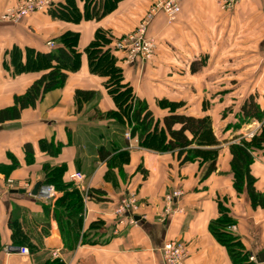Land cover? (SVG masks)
Returning a JSON list of instances; mask_svg holds the SVG:
<instances>
[{
  "label": "crops",
  "instance_id": "1",
  "mask_svg": "<svg viewBox=\"0 0 264 264\" xmlns=\"http://www.w3.org/2000/svg\"><path fill=\"white\" fill-rule=\"evenodd\" d=\"M17 1L0 0V13ZM219 1L181 0V12L171 24L158 13L149 26V33L157 36V50L148 62H131L125 52H115L125 82L157 118L170 113L171 102L178 103L177 112L210 117L218 143L202 148L218 149L219 155L217 170L208 177H203L205 164L200 161L181 164L177 153L145 147L132 133L126 137L129 130L123 132V124L105 115L116 109L107 77L89 64L86 48L98 29L125 36L154 0H121L100 20L75 23L35 13L19 24L0 21V109L12 106L15 96L46 72L16 73L12 51L21 50L25 61L27 48L48 51L58 44L56 38L74 31L81 52L80 67L69 71L63 88L23 109L20 118L0 124V164L15 157L21 163L9 174L0 170V264H42L52 258L65 264H165L159 249L173 239L187 246L186 264H264V206H253L248 192L235 188L229 148L262 125L251 120L234 129L229 122L252 96L264 108V0H238L229 11H221ZM77 3L84 12L85 2ZM78 90L91 92L80 107ZM44 139H52L54 146L61 143L59 152L41 148ZM25 144L34 146L30 163L25 161ZM254 155L251 174L256 190L264 193V147ZM45 165H64L69 174L81 171L88 188L102 191L85 201L83 230L94 221L104 222L95 235L98 243L79 242L73 249L65 244L60 221L44 209L53 208L60 193L55 200L32 195L37 181L44 184ZM175 189L183 194L173 203L174 214L167 215L166 195ZM130 191L139 203L136 221L115 213ZM221 208L235 220L236 230H227L245 252L238 263L210 227L222 215ZM11 218L22 223V236L38 247L36 252L22 255L17 250L21 245L13 244Z\"/></svg>",
  "mask_w": 264,
  "mask_h": 264
},
{
  "label": "trees",
  "instance_id": "2",
  "mask_svg": "<svg viewBox=\"0 0 264 264\" xmlns=\"http://www.w3.org/2000/svg\"><path fill=\"white\" fill-rule=\"evenodd\" d=\"M85 2V10L81 11L77 0H63L53 2L44 13L52 14L54 18L78 23L84 18L100 20L116 8L121 0H82ZM122 37H115L109 30L98 29L95 38L86 48L89 64L94 72L106 76V87L113 97L116 109L107 112L105 115L115 118L123 124V132L128 124H133L132 135L138 137L141 145L158 150L177 153L181 164L200 161L205 164L203 177H208L217 170L218 149H204L202 146H212L218 143L213 135V125L208 116H194L188 113L176 111L178 103H168L171 107L170 113L157 118L146 100L136 96L134 87L125 82L123 69L117 64L115 52L118 50L117 42ZM58 44L48 51H36L26 49L25 61H22L23 52L12 51L11 58L16 64L15 72H28L45 70L40 78L36 80L22 95H16L12 106L0 109V124L18 119L21 111L28 107H35L49 91L63 88L69 77V71H75L81 64V52L78 50L79 33L67 31L56 38ZM17 60L19 63L17 64ZM193 71L195 69L193 68ZM91 92L77 91L78 104L82 98L88 97ZM167 104V103H166ZM81 104L79 105V107ZM251 120H258L262 123L261 132L252 138H240L229 145L232 153V169L234 173V186L239 193L247 191L252 199L253 206H264V193L255 188V177L251 174V164L255 160L254 153L264 147V108L252 96L240 108L239 113L231 122L230 128H239L243 123ZM54 141L44 139L40 142L43 149L57 154L62 147L59 143L54 146ZM194 144L197 147H192ZM26 163L33 161L35 154L32 144H25ZM123 154V152H122ZM15 157L8 164H0V170L9 174L20 165ZM44 184H54L60 191L53 208L45 205V211L61 223V234L65 244L72 249L79 242L96 244L99 239L95 235L100 232L104 222L94 221L88 229L84 228V216L86 211L85 196L83 192L70 179L66 166L44 167ZM99 189L89 188L88 198L98 197ZM222 215L212 221L211 230L217 238L224 243L236 263L240 262L245 252L242 251V244L238 237L227 230L234 224L235 220L228 215L227 209L221 208ZM10 227L13 232V244L28 246L31 253L37 251L38 247L22 236V223L18 219L10 220ZM26 244V245H24ZM2 244L0 241V250ZM42 264H65L60 258L48 259ZM239 264V263H238Z\"/></svg>",
  "mask_w": 264,
  "mask_h": 264
},
{
  "label": "built area",
  "instance_id": "3",
  "mask_svg": "<svg viewBox=\"0 0 264 264\" xmlns=\"http://www.w3.org/2000/svg\"><path fill=\"white\" fill-rule=\"evenodd\" d=\"M53 2L54 0H20L15 6L6 11L4 19L15 24L22 23L24 19L30 17L33 13L46 10ZM237 2L238 0H221V6L225 9L233 8ZM180 12L181 0H154L152 6L136 28L118 40L116 44L118 50L125 52L131 62H148L152 60L156 53L157 44L155 39L149 35L151 22L158 13H164L168 18V22L171 23L176 20ZM49 45L54 46V42L50 41ZM125 135L130 138V131H127ZM71 176L78 180L85 179V175L81 171L75 172ZM8 182L10 187H14L15 183L13 180L10 179ZM86 194H88V191ZM182 194L183 191L181 189H175L166 195L167 215L174 214L173 203ZM38 196L45 200H55L58 193L53 184H43ZM138 209L139 203L136 194L130 191L117 205L115 213L121 218L127 215L131 221H136L135 215H137ZM229 228L236 230V225L232 224ZM159 250L165 264H186L189 251L184 242L174 239L168 240ZM19 252L22 255L30 254L29 248L25 246L19 247ZM53 255L59 257V251H53Z\"/></svg>",
  "mask_w": 264,
  "mask_h": 264
},
{
  "label": "rangeland",
  "instance_id": "4",
  "mask_svg": "<svg viewBox=\"0 0 264 264\" xmlns=\"http://www.w3.org/2000/svg\"><path fill=\"white\" fill-rule=\"evenodd\" d=\"M18 1H20V0H18ZM18 1L16 2V4L18 3ZM16 4H10V5H7L2 11H1V13H0V21L1 22H4V23H9V24H15V23H13L12 21H7L6 19H4V15H5V13H6V11L8 10V9H10V8H12L13 6H15ZM219 7H220V9H221V11H229V10H232L233 8H228V9H225V8H223L222 6H221V1H219ZM35 13H44L43 11H38V12H35ZM35 13H33V14H35ZM32 16V15H31ZM30 16V17H31ZM29 18V17H28ZM27 19V18H26ZM177 19V18H176ZM25 20V19H24ZM175 21V20H174ZM171 23H173V22H171ZM170 23V24H171ZM149 35L151 36V37H153L154 39H155V41H156V44H157V36L155 35V34H150L149 33ZM157 50V49H156ZM156 54V53H155ZM132 127H133V124H127L126 125V129L127 130H129L130 131V133L132 132ZM261 127H262V125H261ZM257 132V133H256ZM261 132V128H260V130L259 131H252V132H249L248 133V135L247 136H241L240 138H247V139H250V138H252L254 135H256V134H259ZM239 138V139H240ZM238 139V140H239ZM149 148V147H148ZM156 150H158V149H156ZM158 151H161V152H170V151H164V150H158ZM75 173V172H74ZM73 173H71L70 174V179L75 183V185L83 192V194H84V196H85V201H86V199H88V196H87V194H86V192L87 191H89V188L86 186V183H85V179H83V180H78V179H75V178H73L71 175H72ZM54 185V184H53ZM55 186V185H54ZM55 188H56V186H55ZM56 191H57V193L59 194L60 193V191L58 190V188H56Z\"/></svg>",
  "mask_w": 264,
  "mask_h": 264
},
{
  "label": "water",
  "instance_id": "5",
  "mask_svg": "<svg viewBox=\"0 0 264 264\" xmlns=\"http://www.w3.org/2000/svg\"><path fill=\"white\" fill-rule=\"evenodd\" d=\"M2 129H3V126L0 125V131ZM42 185H43V181L41 180L37 181L33 187L32 195L37 196ZM135 219L136 220L140 219V216L135 215ZM17 250H19V247L17 248Z\"/></svg>",
  "mask_w": 264,
  "mask_h": 264
}]
</instances>
